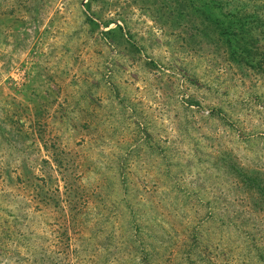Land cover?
Returning <instances> with one entry per match:
<instances>
[{
	"label": "rangeland",
	"instance_id": "1",
	"mask_svg": "<svg viewBox=\"0 0 264 264\" xmlns=\"http://www.w3.org/2000/svg\"><path fill=\"white\" fill-rule=\"evenodd\" d=\"M227 1L0 0V264H264V66L213 43Z\"/></svg>",
	"mask_w": 264,
	"mask_h": 264
},
{
	"label": "trees",
	"instance_id": "2",
	"mask_svg": "<svg viewBox=\"0 0 264 264\" xmlns=\"http://www.w3.org/2000/svg\"><path fill=\"white\" fill-rule=\"evenodd\" d=\"M186 1L173 0L172 5L177 7L179 12L184 14L183 16L189 17L190 13L187 11ZM225 6L232 7L225 9ZM203 13L204 18L215 24V40L213 42L215 45H224L225 41L228 45L225 49L228 51L230 49L232 55L238 58L240 62L255 70L262 71L264 66V41H260L264 38V14L247 11L246 2L240 3L235 0L227 1L225 4L221 3L216 15H213L212 12L204 11ZM238 51L240 52L239 56H236ZM241 175L243 184L250 193H254L255 203L264 207V179L257 176Z\"/></svg>",
	"mask_w": 264,
	"mask_h": 264
}]
</instances>
